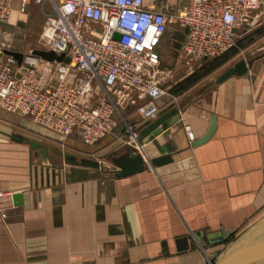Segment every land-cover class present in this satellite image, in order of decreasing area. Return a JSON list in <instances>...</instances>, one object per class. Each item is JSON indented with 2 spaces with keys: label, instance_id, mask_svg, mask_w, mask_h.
Segmentation results:
<instances>
[{
  "label": "crops",
  "instance_id": "crops-1",
  "mask_svg": "<svg viewBox=\"0 0 264 264\" xmlns=\"http://www.w3.org/2000/svg\"><path fill=\"white\" fill-rule=\"evenodd\" d=\"M186 1L144 0V6L172 15ZM10 8L0 50L23 52L21 28L40 6L30 2L20 11L19 0H12ZM252 14V24L237 30L235 46L223 54L189 57L201 64L181 77L160 80L156 75L164 90L155 100L158 115L172 107L178 114L153 139L141 141L137 151L148 159L170 155L162 165L116 176L64 164L52 152L55 159L45 161L28 144L9 138L13 131L5 125L15 113L0 112V264H210L261 221L264 52L251 57L259 56L246 74L213 84L220 72L245 58L241 57L249 49L245 41L264 37L260 27L264 10ZM2 37L12 40L13 46L2 45ZM159 65L160 60L157 70L165 76L173 71L160 70ZM147 99L130 88L118 93L120 112L135 131L153 120L136 112ZM211 116L215 117L211 136L192 145L207 131ZM121 121L113 133L92 145L83 144L76 134L33 129L42 145L65 148L113 169L110 158L102 161L99 156L129 143ZM185 125L193 132L192 141ZM14 132L28 137L23 131ZM13 194L19 195L17 201Z\"/></svg>",
  "mask_w": 264,
  "mask_h": 264
},
{
  "label": "built area",
  "instance_id": "built-area-1",
  "mask_svg": "<svg viewBox=\"0 0 264 264\" xmlns=\"http://www.w3.org/2000/svg\"><path fill=\"white\" fill-rule=\"evenodd\" d=\"M11 1L0 0V37ZM30 2L44 15L39 43L44 50L64 52L70 64L28 53L17 65L12 56L2 54L0 107L62 136L76 134L85 145L113 133L119 117L137 149V133L120 112L118 93L123 87L146 95L136 112L146 120L158 116L155 100L164 90L156 79L157 46L168 24L188 28L182 54L213 58L235 46L237 30L252 24L253 11L264 10V0H187L172 15L144 6V0H19L20 11ZM184 130L192 141L191 128L185 125Z\"/></svg>",
  "mask_w": 264,
  "mask_h": 264
},
{
  "label": "water",
  "instance_id": "water-1",
  "mask_svg": "<svg viewBox=\"0 0 264 264\" xmlns=\"http://www.w3.org/2000/svg\"><path fill=\"white\" fill-rule=\"evenodd\" d=\"M187 31L188 28L184 27L183 32L187 33ZM115 37L119 38V35L116 34ZM30 53L31 55L46 61L70 64V58L66 56L64 52L57 54L51 50L32 49ZM2 54L12 56L16 60L17 65L21 64L24 55L23 52H16L7 49H2L0 51V56ZM255 58H241L237 60L220 72L213 79V84L218 85L233 75L242 76L246 74ZM17 76H19V74H17ZM177 114L178 109L172 107L164 113L158 115L156 118L136 131L137 136L135 138V143L140 145L141 141H149L153 139L156 135L161 133L162 130L170 126ZM214 127L215 117L211 116L207 131L203 136L194 140L192 145L195 146L206 141L211 136ZM8 136L15 142L28 144L32 150L36 151L35 153L38 152L42 159L47 161L48 151L46 147L38 141L29 139L28 137L14 131L8 133ZM50 151L57 156H61L62 162L64 164L98 168L104 172H112L116 176H126L135 172H140L144 170L147 165L155 167L167 163L171 159L170 155L167 154L150 159L145 158L139 151H137V148L134 146V144L125 143L117 146L110 153H107V157L110 158L111 163L114 167H116L111 169L104 166L101 161L93 158L78 157L71 152L55 150L54 148H50ZM12 197L14 201H17L19 195L13 194ZM263 226L264 218L254 227L244 233L235 242V244L225 251L215 262L210 264H264V229H261Z\"/></svg>",
  "mask_w": 264,
  "mask_h": 264
},
{
  "label": "rangeland",
  "instance_id": "rangeland-1",
  "mask_svg": "<svg viewBox=\"0 0 264 264\" xmlns=\"http://www.w3.org/2000/svg\"><path fill=\"white\" fill-rule=\"evenodd\" d=\"M48 6H44L43 9L47 10ZM32 15L27 19L26 24L24 27L21 28V34L25 35V41H24V47H23V53L28 54L32 49H43L42 45L39 43V34L42 30L43 23H44V15L39 8V10L36 8L34 12L31 13ZM262 24L260 27H264V21H261ZM183 39L182 31L180 26L177 23L170 22L168 24V28L166 33L163 35L159 45L157 46V51L160 54V65L159 69H171V71L167 76L163 74L161 71L158 72L157 77L160 80H166V79H174L177 76L181 77L182 74L184 73H189L196 67H198L201 60H194L190 59L189 57L185 56L182 54L181 49H180V43ZM263 40V41H260ZM245 41V46L248 47L249 49L246 48L241 53V57H245L246 59L251 58L252 56H255L257 54H260L264 52V37L256 38L253 42ZM13 41L6 39L2 37L1 44L4 45L5 47L13 46ZM16 43V41H15ZM176 67V69H175ZM72 73L74 74L73 67L71 68ZM120 90L125 91L126 89L121 87ZM101 90L98 91L95 94V98L98 96V94H101ZM119 103V101H118ZM120 104V103H119ZM119 109L121 110V105L118 106ZM6 112L3 108L0 107V112ZM10 114L9 112H6ZM13 114V113H11ZM15 117L13 120L7 121V124L5 125L7 129L10 131H23L26 133L29 137V139H33L39 142L38 136L36 131L33 128H38V127H43L41 125L36 124L33 122L28 116H22L19 114H13ZM2 119H6L5 117ZM118 120L121 121V119L118 117ZM122 122V121H121ZM45 128V127H43ZM48 129V128H47ZM51 130V129H50ZM53 131V130H52ZM54 132V131H53ZM56 133V132H55ZM58 134V133H56ZM60 135V134H58ZM47 151H48V159L52 158V160L55 159L53 154L50 151L49 144L45 146ZM54 149L57 150L58 146L53 145ZM63 151H68L65 148H60ZM100 160H107L109 159L107 157V154H101L99 156Z\"/></svg>",
  "mask_w": 264,
  "mask_h": 264
}]
</instances>
